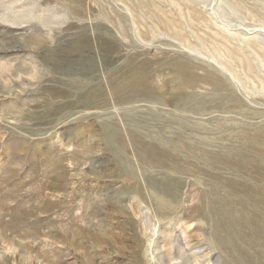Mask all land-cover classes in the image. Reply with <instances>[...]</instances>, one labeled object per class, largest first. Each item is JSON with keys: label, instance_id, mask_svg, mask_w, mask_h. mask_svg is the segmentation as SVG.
<instances>
[{"label": "rangeland", "instance_id": "374dc122", "mask_svg": "<svg viewBox=\"0 0 264 264\" xmlns=\"http://www.w3.org/2000/svg\"><path fill=\"white\" fill-rule=\"evenodd\" d=\"M263 199L264 0H0V264H264Z\"/></svg>", "mask_w": 264, "mask_h": 264}, {"label": "bare ground", "instance_id": "6f19581e", "mask_svg": "<svg viewBox=\"0 0 264 264\" xmlns=\"http://www.w3.org/2000/svg\"><path fill=\"white\" fill-rule=\"evenodd\" d=\"M100 232L102 236L106 234V231L103 227L100 228ZM204 240H207V242L204 241V244L201 242L197 245H194L196 250L193 251L191 247L192 241L182 231V233H180V235L175 238L176 242L174 251L176 255L173 254L171 259H181V261L188 264H225L224 259L226 257L223 255V250L220 255L213 259V249H211V243H209L211 241H208L207 235ZM205 246L207 247L205 248ZM189 250L192 251L189 252Z\"/></svg>", "mask_w": 264, "mask_h": 264}]
</instances>
